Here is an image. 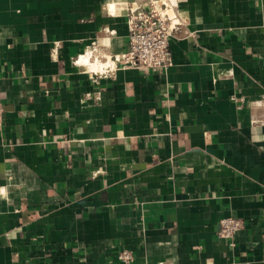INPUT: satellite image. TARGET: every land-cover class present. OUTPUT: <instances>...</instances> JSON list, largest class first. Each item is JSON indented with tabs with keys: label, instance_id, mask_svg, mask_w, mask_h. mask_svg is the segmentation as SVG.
I'll list each match as a JSON object with an SVG mask.
<instances>
[{
	"label": "crops",
	"instance_id": "1",
	"mask_svg": "<svg viewBox=\"0 0 264 264\" xmlns=\"http://www.w3.org/2000/svg\"><path fill=\"white\" fill-rule=\"evenodd\" d=\"M160 1L171 63L93 77L135 0H0V264H264V0Z\"/></svg>",
	"mask_w": 264,
	"mask_h": 264
},
{
	"label": "built area",
	"instance_id": "2",
	"mask_svg": "<svg viewBox=\"0 0 264 264\" xmlns=\"http://www.w3.org/2000/svg\"><path fill=\"white\" fill-rule=\"evenodd\" d=\"M169 4H163L160 0L150 1L147 4L134 3L128 11V49L114 60L97 62L96 67L89 69L94 77L98 74L97 67L111 71L118 64L123 67L134 66L143 70L151 68L167 67L172 60L170 38L180 21L170 14ZM81 57L76 59L80 62ZM118 63V64H117ZM4 105L0 98V129L3 126ZM244 225L240 218L227 216L221 219L218 235L221 238L232 237ZM119 258L126 264L134 260L132 252L122 249Z\"/></svg>",
	"mask_w": 264,
	"mask_h": 264
},
{
	"label": "water",
	"instance_id": "3",
	"mask_svg": "<svg viewBox=\"0 0 264 264\" xmlns=\"http://www.w3.org/2000/svg\"><path fill=\"white\" fill-rule=\"evenodd\" d=\"M137 3L139 4H144V3H147V2H150V1H155V0H135Z\"/></svg>",
	"mask_w": 264,
	"mask_h": 264
}]
</instances>
